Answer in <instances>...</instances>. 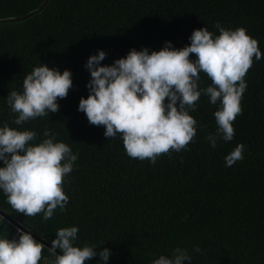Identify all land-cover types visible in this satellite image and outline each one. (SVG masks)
<instances>
[{
	"label": "trees",
	"instance_id": "obj_1",
	"mask_svg": "<svg viewBox=\"0 0 264 264\" xmlns=\"http://www.w3.org/2000/svg\"><path fill=\"white\" fill-rule=\"evenodd\" d=\"M45 1L0 0V126L36 131L35 143L47 128L78 154L64 178L69 202L44 221L42 214L15 212L0 190V209L49 244L58 229L77 226L74 244L109 248L107 264H151L177 247L188 250L191 264H264V0ZM217 22L244 27L262 53L245 76L231 141L221 138L211 147L206 137L216 132L219 102L203 95L189 113L198 127L187 150L163 154L155 164L129 157L119 135L108 139L104 126L89 124L78 111L89 95L90 55L104 50L101 63L111 65L132 48L160 50L166 41L182 48L195 29L218 35ZM41 63L71 70L73 87L58 99V112L17 126L7 96L22 91L25 76ZM200 84L211 81L201 73ZM238 144L245 145L244 158L227 167L225 156ZM55 258L44 247L39 264ZM85 264L103 262L97 255Z\"/></svg>",
	"mask_w": 264,
	"mask_h": 264
},
{
	"label": "clouds",
	"instance_id": "obj_2",
	"mask_svg": "<svg viewBox=\"0 0 264 264\" xmlns=\"http://www.w3.org/2000/svg\"><path fill=\"white\" fill-rule=\"evenodd\" d=\"M215 27L218 35L206 27L193 30L190 44L182 48L173 47L171 41L160 50L132 48L111 65L101 63L107 54L98 50L85 64L90 72L89 95L80 98L78 111L86 115L89 124L104 126L108 139L119 135L129 157L155 164L163 154L187 150L198 127L189 113L196 110L203 95L212 105L219 102L214 112L216 132L206 137L211 147L215 148L221 138L231 141L233 121L242 114L245 76L253 58L259 61L262 53L257 39L244 27L225 29L220 22ZM201 73L211 84L201 87ZM72 87L71 70L61 72L41 63L25 76L22 91L13 89L7 96L15 114L13 123L23 126L58 112V99H65ZM43 136L35 143L36 131L13 128L8 123L0 126V190L15 212L29 217L42 214L47 221L57 209L65 211L69 196L64 191V178L73 171L78 154L68 144L56 141L47 128ZM244 150L245 145L238 144L225 156L226 166L243 160ZM17 231L18 239H0V264H39L45 244L29 232ZM78 232L77 226L57 230L50 247L56 254L53 264H85L97 255L107 264L111 250L104 247L97 252V245L76 246ZM193 250L201 251L199 246ZM191 260L187 249L177 247L151 264H191Z\"/></svg>",
	"mask_w": 264,
	"mask_h": 264
},
{
	"label": "crops",
	"instance_id": "obj_3",
	"mask_svg": "<svg viewBox=\"0 0 264 264\" xmlns=\"http://www.w3.org/2000/svg\"><path fill=\"white\" fill-rule=\"evenodd\" d=\"M18 234L19 232L11 223L0 217V239H15ZM42 264H48V260L44 259Z\"/></svg>",
	"mask_w": 264,
	"mask_h": 264
},
{
	"label": "water",
	"instance_id": "obj_4",
	"mask_svg": "<svg viewBox=\"0 0 264 264\" xmlns=\"http://www.w3.org/2000/svg\"><path fill=\"white\" fill-rule=\"evenodd\" d=\"M48 0L45 1L44 4L47 3ZM43 7V6H42ZM41 7V8H42ZM40 8V9H41ZM0 217L6 221H8L9 223H11L17 230H21V231H25V232H29L27 229H25L21 224H19L17 221H15L11 216H9L5 211L0 209ZM33 235V237L38 241L41 242L43 244H45V248H47L48 250H50L51 244L47 243L46 241L42 240L41 238H39L38 236L34 235L33 233H31ZM51 251V250H50ZM52 252V251H51ZM57 254H60V250L57 249L56 250ZM55 254V253H54Z\"/></svg>",
	"mask_w": 264,
	"mask_h": 264
}]
</instances>
